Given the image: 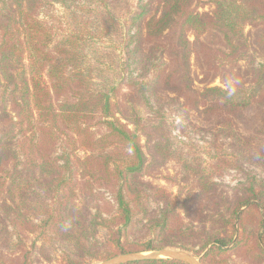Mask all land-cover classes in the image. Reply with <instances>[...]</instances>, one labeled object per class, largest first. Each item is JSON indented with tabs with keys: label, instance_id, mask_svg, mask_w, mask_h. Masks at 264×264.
<instances>
[{
	"label": "trees",
	"instance_id": "1",
	"mask_svg": "<svg viewBox=\"0 0 264 264\" xmlns=\"http://www.w3.org/2000/svg\"><path fill=\"white\" fill-rule=\"evenodd\" d=\"M55 5L50 25L40 15ZM155 61L154 85L221 117L228 138L264 141V0H0V264L166 248H198L203 264H264V177L223 187L216 173L238 166L202 167L177 146L152 103ZM225 72L231 80L212 86ZM171 163L176 197L144 179Z\"/></svg>",
	"mask_w": 264,
	"mask_h": 264
},
{
	"label": "rangeland",
	"instance_id": "2",
	"mask_svg": "<svg viewBox=\"0 0 264 264\" xmlns=\"http://www.w3.org/2000/svg\"><path fill=\"white\" fill-rule=\"evenodd\" d=\"M138 1L139 0H131L132 6L135 7ZM147 1L149 0H144V2ZM62 13L63 8L59 5H55L47 11L42 12L40 18L45 22H48V24L52 25L53 18L61 16ZM248 31L249 30H247V32ZM144 47L145 49H147L148 46L146 45ZM251 55L253 56L256 64L262 62L263 55H261V53L258 54L253 50ZM155 64L157 68L151 69V74L148 79L151 83H153L152 89L156 90V94L152 95L155 96L154 98L152 97V103H154L158 108H161L165 112L167 122L170 126L171 133L175 138L177 146L185 148L191 156L200 158L201 162L203 163L202 167L206 166L207 168L219 169L214 167L215 163L218 164L219 167H229V164L238 166V168L240 169H229L227 171H220L219 173H216L218 175H215L214 181L218 184H221L223 187H235L240 182H244L246 179V173L254 172L258 176L264 177V172L261 169L257 168L255 164L250 162L252 158H257L258 160H260V162L264 163V151H261V149L264 148V141H258V144L256 145L250 144L248 140L242 141L240 140L241 138H238V136L236 138H228L227 132H224L226 122L221 117H213L212 119H207L204 117V115L193 111L188 106H184L183 101H180L173 95H170L167 92L163 91L160 86H157L156 84V86L154 85V79L157 75L156 72L159 68H162L160 67L159 61H155ZM193 66L197 86L202 87L204 84L202 83L204 76L202 72L196 67L194 61ZM240 66L242 69H244L246 67V64L241 63ZM225 73L227 75L221 78H217L212 86L224 87V85L226 84L225 80H227L226 78L231 80L234 74L230 72ZM237 132L238 134H241L240 131L236 130L234 133L237 134ZM242 134H246V136H248V134L245 132H242ZM60 152H62L61 147L58 150V153ZM209 154L214 155L216 158L212 159ZM226 159L228 160L227 163H222V160ZM177 170V166L171 163L164 168L151 171L150 173L155 175V177H145L144 179L145 181H151V183H153L155 186L162 187L169 193H172L173 197H176V195H178L177 187L172 183L166 181V179L164 178L166 176H175ZM97 191H99L103 195V197L105 196L107 201L111 202L112 205H115L113 193L104 189H97ZM153 197H158L155 191ZM154 198H151L150 200L152 208L157 207ZM32 240H34V238H32L30 242ZM174 250L189 253L196 259L200 260L201 264H203L202 257L204 254L198 256L194 253L195 250H198V248H194V250ZM35 258V264H46L44 261L42 263V261L39 260L37 256ZM223 258L227 261L228 264L241 263L240 260L235 256L226 255L225 257L223 256Z\"/></svg>",
	"mask_w": 264,
	"mask_h": 264
},
{
	"label": "water",
	"instance_id": "3",
	"mask_svg": "<svg viewBox=\"0 0 264 264\" xmlns=\"http://www.w3.org/2000/svg\"><path fill=\"white\" fill-rule=\"evenodd\" d=\"M157 259H175L186 262L188 264H201L200 260L186 252L174 249H162L157 251L146 252L145 254H127L119 255L112 259L106 260L100 264H125L129 262L141 260H157Z\"/></svg>",
	"mask_w": 264,
	"mask_h": 264
}]
</instances>
